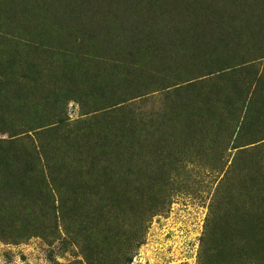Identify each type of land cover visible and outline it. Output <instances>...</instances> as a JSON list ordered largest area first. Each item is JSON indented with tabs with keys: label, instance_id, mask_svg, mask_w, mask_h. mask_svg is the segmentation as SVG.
Masks as SVG:
<instances>
[{
	"label": "trees",
	"instance_id": "1",
	"mask_svg": "<svg viewBox=\"0 0 264 264\" xmlns=\"http://www.w3.org/2000/svg\"><path fill=\"white\" fill-rule=\"evenodd\" d=\"M262 60L264 0H0V238L131 264L195 163L198 264H264Z\"/></svg>",
	"mask_w": 264,
	"mask_h": 264
},
{
	"label": "rangeland",
	"instance_id": "2",
	"mask_svg": "<svg viewBox=\"0 0 264 264\" xmlns=\"http://www.w3.org/2000/svg\"><path fill=\"white\" fill-rule=\"evenodd\" d=\"M80 107L77 99L67 104L71 123L85 118ZM0 137H7V133H0ZM218 170L190 163L182 171L177 185L171 187L174 189L169 205L152 217L144 243L135 250L131 264H198L209 203L222 176ZM78 261L86 264L80 247L59 238L52 243L40 236L23 241L0 238V264H76Z\"/></svg>",
	"mask_w": 264,
	"mask_h": 264
}]
</instances>
